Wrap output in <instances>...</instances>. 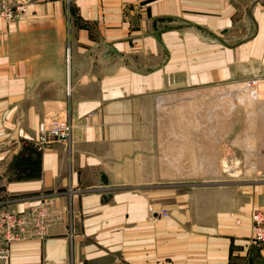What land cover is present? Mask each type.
Masks as SVG:
<instances>
[{
    "label": "crops",
    "instance_id": "obj_1",
    "mask_svg": "<svg viewBox=\"0 0 264 264\" xmlns=\"http://www.w3.org/2000/svg\"><path fill=\"white\" fill-rule=\"evenodd\" d=\"M29 8L0 19V201H46L49 218L8 264H264L250 221L264 208L255 129L228 132L227 153L216 133L209 160L191 143L203 138L192 118L159 114L187 107L181 94L259 73L264 0ZM57 116L72 122L69 147L36 148L38 123Z\"/></svg>",
    "mask_w": 264,
    "mask_h": 264
},
{
    "label": "rangeland",
    "instance_id": "obj_2",
    "mask_svg": "<svg viewBox=\"0 0 264 264\" xmlns=\"http://www.w3.org/2000/svg\"><path fill=\"white\" fill-rule=\"evenodd\" d=\"M38 1L39 0H0V6L4 5L7 9L14 10L13 12H15V8L19 4L25 3L28 5L27 13L25 12L21 15L16 14L11 19L0 16V19L5 21L26 19L30 14L29 6ZM258 69L259 73L254 77L240 79V81L234 83L205 87L193 90L187 94H181L178 99L182 100V103H188L187 107H175V109L162 108L159 114L192 118L190 129L192 132L199 131L202 133L203 138L202 140H192L191 143L193 146L205 148L204 153L207 154L209 160L216 147V143H219V141L214 139L215 134L219 132L225 135L223 140L225 153H227V149L231 148L230 144L232 142V137H227V133L230 131H240V133H243L244 131H248V129H255V135H257V149L264 148V64L259 66ZM164 126L167 125L165 124ZM176 126H178V124ZM180 126L183 128L182 124ZM203 132L212 133V136H208V139H206L203 136ZM236 158L241 160L243 157L238 156ZM263 160L264 156H256L255 163H262L264 162ZM16 166L19 170L22 169V159H17ZM30 168L31 173L34 174L36 166L33 165L30 166ZM21 172L22 171L19 172L20 175L22 174ZM19 174L16 172L17 177ZM0 202L2 207L14 213H30L36 210V208L30 211L11 209L5 205L6 201ZM39 204L40 203H38L37 207ZM48 204L47 202L45 206L48 207ZM48 218L49 215L47 219ZM29 232L31 236H36L38 238L42 237L41 234L36 232V229L29 230ZM26 237L20 241H23Z\"/></svg>",
    "mask_w": 264,
    "mask_h": 264
},
{
    "label": "built area",
    "instance_id": "obj_3",
    "mask_svg": "<svg viewBox=\"0 0 264 264\" xmlns=\"http://www.w3.org/2000/svg\"><path fill=\"white\" fill-rule=\"evenodd\" d=\"M14 10L7 9L4 5L0 6V16L11 19L13 16L27 13L28 5L19 4ZM90 115L85 116L87 121ZM72 122L67 116L51 117L42 119L37 125V136L35 147L43 149L51 143H61L66 148L71 142ZM69 188L68 192H73ZM262 196L264 197V183L261 186ZM47 202L42 201L34 212L30 213H14L1 206L0 202V264H8L10 251L13 244L27 236L31 226L36 232L41 234L44 222L47 221L48 208L45 206ZM156 215L167 216L165 210L154 211L149 209ZM252 240L257 244H264V208L256 209L250 215Z\"/></svg>",
    "mask_w": 264,
    "mask_h": 264
}]
</instances>
